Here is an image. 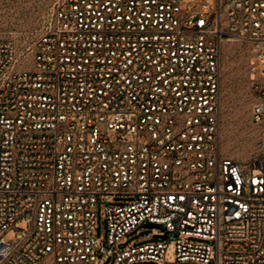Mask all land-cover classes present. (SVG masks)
<instances>
[{
	"label": "built area",
	"instance_id": "2783aa9c",
	"mask_svg": "<svg viewBox=\"0 0 264 264\" xmlns=\"http://www.w3.org/2000/svg\"><path fill=\"white\" fill-rule=\"evenodd\" d=\"M231 39L253 49L246 161L222 150ZM140 224L176 235L173 264H264V0H55L0 38V264H169L168 241L124 245Z\"/></svg>",
	"mask_w": 264,
	"mask_h": 264
},
{
	"label": "rangeland",
	"instance_id": "374dc122",
	"mask_svg": "<svg viewBox=\"0 0 264 264\" xmlns=\"http://www.w3.org/2000/svg\"><path fill=\"white\" fill-rule=\"evenodd\" d=\"M55 0H0V38L12 39L19 46L40 31L45 14L53 7ZM249 42L231 39L225 42L223 49L224 79L222 107V150L225 156L246 161L255 153L259 128L251 116L252 102L248 96V74L252 55ZM131 197H115L113 204H124ZM105 203L100 201L98 209L97 236L108 241L109 223L104 211ZM28 221L23 220L17 228L26 229ZM153 229L143 224L138 225L127 235L125 244H144L159 240L168 241L165 260L173 264L176 260V235H167L159 239L151 236ZM176 234V233H175ZM16 229L7 232L6 237L12 239ZM199 241L200 238H191ZM206 242H211L207 241ZM115 255H109L104 264H112Z\"/></svg>",
	"mask_w": 264,
	"mask_h": 264
},
{
	"label": "water",
	"instance_id": "95a60500",
	"mask_svg": "<svg viewBox=\"0 0 264 264\" xmlns=\"http://www.w3.org/2000/svg\"><path fill=\"white\" fill-rule=\"evenodd\" d=\"M147 226H151V225L147 224Z\"/></svg>",
	"mask_w": 264,
	"mask_h": 264
}]
</instances>
